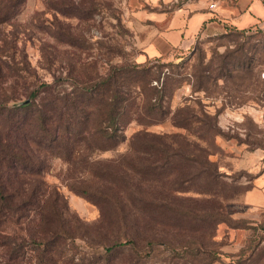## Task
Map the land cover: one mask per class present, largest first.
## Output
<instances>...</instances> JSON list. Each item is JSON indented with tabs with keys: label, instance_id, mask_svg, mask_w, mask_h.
I'll use <instances>...</instances> for the list:
<instances>
[{
	"label": "trees",
	"instance_id": "trees-1",
	"mask_svg": "<svg viewBox=\"0 0 264 264\" xmlns=\"http://www.w3.org/2000/svg\"><path fill=\"white\" fill-rule=\"evenodd\" d=\"M25 1L0 0V28L17 18ZM227 28L237 37L247 33ZM220 58L206 66L203 58L195 64L192 58L180 63L157 58L144 65L111 64L103 73L93 66L92 72L78 71L67 85L54 76L53 82L25 83V94L0 92V264H116L127 255L132 256L128 264H156L160 249L168 254L163 264H221L215 243L208 245L198 235L228 223L223 210L177 204V196L190 193L222 198L215 163L187 145L173 150L146 131L133 137L137 159L123 158L122 169H104L97 160L126 141L132 122L147 129L170 119L201 139L215 138L218 123L200 99L196 107L182 106L172 116L166 104L186 84L194 93H208L220 83L251 81L255 69L264 66H255L243 48L239 56ZM22 71L26 68L0 48V85ZM52 158L101 186L73 189L100 208L97 223L83 221L59 188L46 184ZM150 188L161 192L140 193ZM134 218L137 222L130 224ZM140 218L143 227L159 232H142Z\"/></svg>",
	"mask_w": 264,
	"mask_h": 264
},
{
	"label": "rangeland",
	"instance_id": "rangeland-1",
	"mask_svg": "<svg viewBox=\"0 0 264 264\" xmlns=\"http://www.w3.org/2000/svg\"><path fill=\"white\" fill-rule=\"evenodd\" d=\"M195 1L175 0L167 6L162 0H26L17 18L0 28V48L5 47L19 68L26 71L9 75L2 81L0 92L5 90L11 94L18 90L16 92L25 94V83L53 82L54 76L67 85L78 71L92 72L93 66L103 73L111 64L144 65L157 58L165 63L192 58V64L203 58L206 66L230 53L239 56L241 48L254 59L255 66L264 64L261 47L264 35L255 34L258 29L264 31V24L240 29L247 32L240 37L231 33L233 28L209 30L201 33L187 50L176 49L155 58L146 56L145 47L158 28L150 21L151 13ZM197 99L201 100L204 112L218 123L219 134L215 138L201 139L197 133L174 126L170 119L147 129L132 122L125 132L126 141L97 157L99 167L118 171L123 167V158L137 159V149H132L131 144L138 132L146 131L152 138H161L173 150L187 145L188 151L209 158L217 166L220 182L216 188L222 198L190 193L177 196L180 199L177 204L199 210L222 209L228 221L219 224L214 232L209 230L198 237L204 236L208 245L215 243L222 253L221 264H231L239 258L246 260L245 264H264V209L253 210L244 202V194L264 172V66L255 69L251 81L220 83L208 93H194L192 86L186 84L166 105L172 116L182 106L196 107ZM49 166L46 184L58 187L71 211L83 221L97 223L102 215L100 208L73 190L80 186L95 190L99 186L95 180L81 170L71 171L60 159L52 158ZM134 190L137 196L135 186ZM150 190L140 193L150 196L161 192L157 188ZM134 219V222L129 219V223H136ZM140 220L143 227V219ZM144 231L159 232L146 226L142 228ZM210 233H214V237ZM154 255L156 264H163L168 256L162 249ZM131 258L121 257L116 264H128Z\"/></svg>",
	"mask_w": 264,
	"mask_h": 264
},
{
	"label": "crops",
	"instance_id": "crops-1",
	"mask_svg": "<svg viewBox=\"0 0 264 264\" xmlns=\"http://www.w3.org/2000/svg\"><path fill=\"white\" fill-rule=\"evenodd\" d=\"M169 5L175 0H162ZM216 4V9L211 5ZM150 21L158 28L145 47L149 58L161 57L176 49H189L203 32L252 28L264 24V0H197L183 7L152 12ZM245 204L253 210L264 209V172L244 194Z\"/></svg>",
	"mask_w": 264,
	"mask_h": 264
},
{
	"label": "built area",
	"instance_id": "built-area-1",
	"mask_svg": "<svg viewBox=\"0 0 264 264\" xmlns=\"http://www.w3.org/2000/svg\"><path fill=\"white\" fill-rule=\"evenodd\" d=\"M210 7H211V9H213V10H214V9H216V8H217V5H216V4H212Z\"/></svg>",
	"mask_w": 264,
	"mask_h": 264
}]
</instances>
